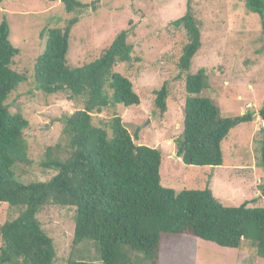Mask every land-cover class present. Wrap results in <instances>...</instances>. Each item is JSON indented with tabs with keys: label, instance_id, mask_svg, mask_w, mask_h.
I'll return each instance as SVG.
<instances>
[{
	"label": "trees",
	"instance_id": "16d2710c",
	"mask_svg": "<svg viewBox=\"0 0 264 264\" xmlns=\"http://www.w3.org/2000/svg\"><path fill=\"white\" fill-rule=\"evenodd\" d=\"M49 1H61L67 13L78 16L63 27L41 32L46 46L34 68L36 88L47 95L64 92L82 108L50 117L51 122L64 124V141L49 147L40 165L54 170L55 176L47 182L20 181L13 168L17 163L30 164L24 136L30 122L21 113H12L6 103L27 78L13 68L21 52L10 40L11 26L4 15L0 23V204H8L18 216L0 227V264H56L55 243L38 217L45 206L74 207L73 245L92 242L103 264H161L166 234L189 235L227 248H239L247 240L264 260V207H251V201L226 207L210 186L203 190L166 188L161 183V150L140 144L119 115L103 125L94 122V115L109 107L141 103L132 81L117 71L120 64L139 62L131 31L119 32L100 57L73 67L69 61L72 31L93 4ZM241 1L259 15L264 32V0ZM4 2L0 0V5ZM172 25L183 29L188 40L178 62L180 74L186 75L187 98L183 133L175 141L177 157L189 166L220 167L224 164L222 145L230 132L259 117L264 168V107L222 117L214 101L201 96L208 87L207 70L189 73L203 46L192 0L185 15ZM169 98L165 83L156 91V116L167 113ZM260 188L264 196V186ZM67 264L94 263L69 258Z\"/></svg>",
	"mask_w": 264,
	"mask_h": 264
},
{
	"label": "rangeland",
	"instance_id": "374dc122",
	"mask_svg": "<svg viewBox=\"0 0 264 264\" xmlns=\"http://www.w3.org/2000/svg\"><path fill=\"white\" fill-rule=\"evenodd\" d=\"M81 1L93 7L72 31L71 66L100 57L126 29L131 31L134 57L139 59L120 64L117 71L132 81L140 105L109 107L94 115V122L103 125L119 115L129 132L138 135L140 144L161 150L164 187L181 191L210 186L226 207H238L245 201H251V207H264L261 118L230 132L222 145L224 164L220 167L189 166L175 158L187 98L186 75L180 74L178 62L188 40L186 32L172 23L185 15L189 0ZM192 5L200 21L203 46L189 73L205 68L209 76L201 96L211 98L224 118L258 112L264 107V32L259 15L241 0H192ZM4 15L11 26L10 40L21 52L13 68L27 78L6 104L12 113H21L30 122L24 134L30 164L17 163L13 169L23 183L47 182L56 172L40 163L49 147L64 141V124L53 123L50 117L73 113L82 105L69 100L64 92L47 95L36 88L34 68L46 46L40 34L50 27H63L78 15L67 13L61 1L49 0H5L0 5V23ZM165 83L170 89L168 111L159 117L154 114L156 91ZM60 157L66 158L64 154ZM17 216L8 204H0V227ZM38 217L55 243L56 264H67L69 258L103 264L92 242L73 245L74 207L45 206ZM161 249V264H264L254 243L247 240L239 248H227L189 235L166 234Z\"/></svg>",
	"mask_w": 264,
	"mask_h": 264
},
{
	"label": "water",
	"instance_id": "95a60500",
	"mask_svg": "<svg viewBox=\"0 0 264 264\" xmlns=\"http://www.w3.org/2000/svg\"><path fill=\"white\" fill-rule=\"evenodd\" d=\"M176 159H179L177 156L175 157Z\"/></svg>",
	"mask_w": 264,
	"mask_h": 264
}]
</instances>
